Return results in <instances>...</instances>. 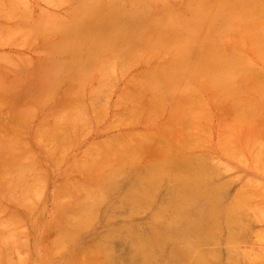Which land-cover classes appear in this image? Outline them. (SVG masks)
Instances as JSON below:
<instances>
[{"label": "bare ground", "instance_id": "6f19581e", "mask_svg": "<svg viewBox=\"0 0 264 264\" xmlns=\"http://www.w3.org/2000/svg\"><path fill=\"white\" fill-rule=\"evenodd\" d=\"M70 1L75 3L71 17L51 16L31 23L24 20L26 24L21 25H29V28L17 26L18 30L22 28L23 33H27L26 36L33 31L36 38L41 36L47 40V82L41 97L47 101L61 85L66 86L60 105L48 112V118L52 116V120H48L46 113L34 134L45 136L48 121L51 124L48 126L59 131L50 140L63 139L64 143L56 148L44 146L42 154L38 155L27 146L17 145L14 138L16 141L11 140L5 146L8 157L0 169V193H4L14 206L6 207L0 201V214L7 211L6 218L0 219V264H26L35 252L40 264H50V260L67 247H72L74 252L66 264H78L79 261L80 264H123L124 256L116 258L113 255L114 243L123 230L135 233V224L131 220L123 226L108 228L95 243H89H94L90 247L89 244L85 247L83 243L87 240L80 238L83 230L91 224L96 225L95 219L103 203L113 199L114 193L123 185L126 188L123 197L112 201V206L119 204L128 208L131 216L141 208L156 205V210L149 216L146 234L131 240L135 253L129 257L130 264H168L159 255V250L168 243L176 246V252L189 251L215 241L223 232L232 233L234 225L241 222L240 213L250 203V198L241 192L231 202H224L227 184L214 182L215 167L207 156L193 154L203 133H196L200 130L198 126L203 120L207 123L206 119L210 117L208 107L201 99L203 94L200 98L198 95L208 90L214 94L220 92L224 97H235L232 109L236 113L234 125H238V133H243L245 130L239 129L264 114L260 109L264 107V76L258 73V65L264 64V0H182L180 4H172V0ZM229 40L233 41V46L227 50L224 44ZM154 56L159 60L142 67L138 84L142 82L150 90L154 98L152 110L155 108L157 115L163 114L160 109L166 111L165 104L170 101L173 113L167 119H172L171 124L182 121L184 126L179 129L185 133L174 138L177 142L166 136L168 140L165 138V143L162 140L161 144L168 143L163 149L158 147L160 157L150 156L148 159L151 160H146L148 162L142 164V168L138 167L142 148L135 145L139 142L132 144L122 133L84 148L83 156L69 160V172L75 170L78 177L65 175L52 188L49 196L51 218L46 227H54L55 232L44 247L45 255L40 256L30 233L21 228L28 229L26 224L33 229L36 227L35 213L44 209L42 201L48 185L46 172L49 169L61 171L68 146L71 148L73 138H78L75 135L85 133L92 114L94 120L99 117L101 121L100 114H103L105 104L108 105L105 98L109 87H116L112 82L118 80L116 77L121 75L120 72L122 75L127 73L124 72L128 69L127 64L136 66L143 60H154ZM127 95L130 98L128 92ZM224 97H220V101L225 100ZM215 99L218 102V98ZM36 106L26 108L24 125ZM149 111L153 112L150 108ZM152 116L153 113L146 118L150 120ZM128 119L125 117L124 121ZM97 120L95 123H100ZM174 126L167 129L171 132ZM194 128H198L197 131ZM227 129L228 132L223 131L220 135L222 139L226 132L224 143L222 141L220 145L224 153H236L241 149L239 143L233 141L234 138L237 140L236 133L232 128H224ZM188 130H194L196 134ZM248 130L251 134L252 129L249 127ZM249 131L243 135L246 137L247 132L249 140L243 139H247L248 144L253 141L252 145L257 137L248 136ZM181 136H186L184 141ZM248 144L245 147L251 146ZM162 189L165 194H161ZM20 249L25 250L26 256Z\"/></svg>", "mask_w": 264, "mask_h": 264}, {"label": "rangeland", "instance_id": "374dc122", "mask_svg": "<svg viewBox=\"0 0 264 264\" xmlns=\"http://www.w3.org/2000/svg\"><path fill=\"white\" fill-rule=\"evenodd\" d=\"M173 2L174 4H180L182 0H172L171 3L173 4ZM74 6L75 3L70 0H63V2L60 0H0V169L4 167V162L7 161L8 157L5 146L9 145L11 140L12 142L16 141L13 140V138L17 139V145L27 146L35 153V155H38L39 153L42 154L44 146L49 148L54 145V148H56V145L64 143V140L60 138V140L54 142L50 140L51 137H54L59 131L55 132L54 129L48 126L51 125L50 122L47 123L48 121L45 123V126H47V133L45 136L38 137L34 134L38 122L42 117L47 113L48 118L51 109H56V107L60 105L64 97V89L66 86L65 84L61 85L56 90L55 94H53V96L47 101L41 97L46 91L47 78L45 74L47 73V66L49 63L47 40L38 36V34L36 36L39 38H36L34 36L35 33L33 34V31L29 32L30 30H26V32L30 33V36H26L25 34L27 33H23L24 30H22L21 27L22 31L20 29L18 30L17 26H22L21 24L24 23L26 24V21L24 20H27V23H31V21H42L51 16L59 18L71 17V10ZM26 26L28 27L29 25ZM26 26L22 27L26 29ZM55 32L56 31L53 33ZM237 36L238 34L236 37ZM33 37H35V39H32ZM233 40L235 41L237 38L234 36ZM232 42H230V40L228 43L226 42V44H224L225 49H230L231 45L233 46ZM5 56H9V58ZM153 59L154 60L147 59V63H144L147 60H143L144 62L141 61L139 64L137 63L138 65L136 66L127 64L128 71H124L127 73L122 75L123 73L120 72L122 76L119 75L120 73L117 74V76L119 75L116 77L118 80L112 82L114 87H116L113 89V85H111L108 90L109 94H107L105 98L108 105L105 104L103 114L101 112V114L98 113V115H101V121L98 119L99 117L97 118L100 123H95V120L97 119L94 120L95 115L92 114V116H90L92 122L89 120L90 123L88 122L89 124L87 125L88 127L91 124L92 127L91 125L88 128L86 127L85 133L84 131L80 133L82 135H75V137H78V142L75 141L76 138H73L72 145L74 148L72 145L71 148L68 146L67 149L69 150H67L68 152L66 151L65 161L62 163L61 171L58 170L55 172L49 169L46 172L48 175L46 184L48 185H46V188L44 189L45 191L42 201L44 202V209L37 210L35 213L37 222V224H35L36 227L33 229L26 224L27 226L25 225V227L28 229H25L24 227L21 228L23 231L28 232V234L30 233V237H32L34 241L33 246H35V249L40 256L45 255L44 247L49 243V239H53V232H55L54 227L50 226V229L49 227H46V224H48V221L51 218V203H49V196L52 188L59 182V180L61 181L65 178V175L66 177H78V173H76L75 170L74 173H72V169L70 170L71 172H69V160L74 157L83 156L82 152L85 151L84 148L87 149L89 146L97 142L101 143L103 140L107 141L108 137H113L112 135L115 136L116 134L120 135L122 133V135L124 134L123 136H126V139L132 142V144H135V141H137V143L139 142V144L135 145H140L142 148V154H139L142 160L139 161L140 163L138 164V167L142 168V164L151 160L148 159L150 156V158H153L155 155L159 154V149L161 147L163 149L168 143L167 142L163 145L166 139L168 140V138L171 137V139L174 140V138L180 137V133H182V136L183 133H185V130L179 129L181 126H184L181 125L182 121H180L179 124L176 120L177 122L173 121L174 123L171 124L172 122L170 121L172 119H167L170 117L169 114L172 115L173 113L171 112L172 107L170 106V101L165 104L166 111L163 110L165 107H162L163 111L160 109V112L163 114L157 115L154 113L155 108L152 110L154 107H152L154 98L153 96L151 97L150 90L147 87L146 89L142 82L138 84L140 76L142 75L141 71H143L142 67L145 68L147 65H153L159 60H157L155 56ZM130 66L133 67L130 68ZM258 73L261 76H264V64L260 63L258 65ZM135 82H137V84ZM127 92L129 93L130 98L127 97ZM201 93L203 94L201 99H204L210 117L206 119L207 123H204L205 120H203L202 124H200L201 127L198 126L202 131H197L198 128H196V130L194 128L198 135L202 132L203 133L200 135L201 138L199 137L200 141L197 147L192 150L193 154L207 156L211 164L215 167L214 182H223L227 184L226 192L223 197L224 202H231L233 198L242 192L250 198V203L244 207L245 209L243 208V211L240 213L241 222L234 225L235 227L233 228L232 233L227 231L223 232L215 241L199 245L189 251L176 252V246L173 243H168L161 249L162 251H158L161 256L160 259L167 260L169 262L168 264H264V114L255 117L253 122L245 125L247 128L244 126V129H242L241 127H243V125L240 127L241 129L238 128L239 131H249L248 129L250 127L253 133L256 132V134H253L252 132L250 134V131L248 133V136L252 137V135H256L257 137L255 138L253 136L256 140H254V143L251 145L253 141H250L248 144L247 132L245 134L246 137H243L245 131H242L243 133H238V130L236 129L238 125H234L236 113L233 111L234 109H232V106L234 105L233 100L235 97L228 98L221 95L222 93L220 92H215L214 94L208 90H203L198 95L199 98ZM123 96H125L126 100L123 99ZM222 96L226 99L220 101ZM119 97L121 101H118ZM216 97L218 98V102L215 99ZM245 97L246 96H244V98ZM255 103L256 105H260L256 101ZM33 105H37V108L27 123L28 126L24 125L23 120L27 110L26 108ZM149 108L153 111V116L155 115L154 118L152 116L150 120L146 118L152 115ZM157 109L155 112H157ZM260 109L264 111V107L261 106ZM157 113H159V110ZM124 116L127 119L130 118L127 121H124ZM51 117H49L48 120L51 121L53 118ZM120 118L123 119L120 120ZM113 121L115 123L118 121V124H113ZM119 122H121V124H119ZM177 124H179V127H177ZM182 124L184 123L182 122ZM170 125L176 126H174L175 131L173 128L171 132L167 129V127H172H170ZM224 128H232V131L236 133L237 140H240L238 142L234 137H231L234 138L233 141H236L237 144L239 143V146L241 147V149L238 150L240 154H238V151H236L237 155H235L236 153L228 152L231 156L235 155L236 157H231L229 156L230 154L228 155L222 150V145H220V143L224 140L223 137L226 135V132H228V129L224 130ZM167 130L169 131V134ZM194 130L193 132H195ZM188 131L191 132V134L193 133L190 130ZM223 131L226 132H224L225 135L222 136L221 139L220 135ZM129 133L131 135H129ZM234 133H232L233 136H235ZM145 134H147V136ZM239 134H241V136ZM132 135L133 139H131ZM134 135L139 136V139H142V141H138V137L136 139L134 138ZM166 136L169 137L166 138ZM182 136L181 139L183 138ZM184 138L183 141L185 140ZM243 138L247 139L245 140ZM143 140H145L144 144H142L144 142ZM162 140H164L163 144H161ZM174 141H176V139ZM180 141L178 142L181 143ZM246 143L248 144V147L251 146L249 148L245 147L247 145ZM158 147L160 148L158 149ZM80 152L81 155H79ZM253 158L255 160H253ZM257 159H260V161H256ZM126 183L127 181L125 184ZM124 190H126V188L123 185L120 190L117 192L115 191L117 194L114 193L113 199L112 197L109 198L111 201L107 199V201L103 203L101 210H99L97 215L98 218L95 219L97 227L95 224H91L90 227L82 231L80 238L87 240L83 243V245L87 247L89 243H95L99 235L107 231L108 228L123 226L131 220L135 224V233L133 234L127 230H123L118 237L115 238L114 244L116 250L113 251V255L116 258L124 256L125 261L123 264H130L129 257L135 253V248L133 247L131 240L136 236L139 237L142 234H146L149 216H151L150 214L156 210V205L149 209L141 208L138 212H135L130 216L128 208L119 204L112 206V201L115 202V200H120V198L123 197L125 193ZM161 194H165L164 189L161 190ZM0 201L4 203L6 207L9 206L10 208L14 206L4 193H0ZM110 206H112V208H110ZM152 208L153 210H151ZM112 214H114V216ZM6 215L7 211L4 210L0 214V219L4 220ZM132 217L133 219H131ZM94 243L89 244V247L94 245ZM20 251H22V255L26 256L27 253H25V250L20 249ZM73 252L74 250L72 247H67V249L64 252H61L59 256H52L54 258L50 260V264H66ZM97 255L100 256L99 254ZM30 257L31 258L26 264H40L37 260L36 252L35 255L33 254ZM79 262L78 264H80ZM157 262L159 263L160 261Z\"/></svg>", "mask_w": 264, "mask_h": 264}]
</instances>
